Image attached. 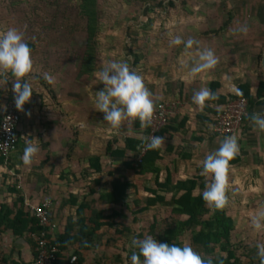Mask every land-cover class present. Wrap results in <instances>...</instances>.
Wrapping results in <instances>:
<instances>
[{
	"label": "crops",
	"instance_id": "1",
	"mask_svg": "<svg viewBox=\"0 0 264 264\" xmlns=\"http://www.w3.org/2000/svg\"><path fill=\"white\" fill-rule=\"evenodd\" d=\"M231 1L233 10L238 12L232 11L231 22L224 30H219L220 23L226 21L224 15L218 19L220 23L212 25L208 23L215 19L206 13L202 17L206 29L188 30L187 36H182L187 40H197V45L186 49L182 44L177 50V45L171 44L175 36L170 33L157 35L152 52L144 55L148 72H144V62L142 67L136 69L137 73L141 72L144 76V84L152 93L154 108L162 101L179 105L172 115L170 126L173 129L163 136L162 158L157 162L161 169V181L166 179L169 172L176 174V181L201 175V161L218 150L227 137L215 134L212 129L216 121L215 110L220 107L217 101H206L203 108L192 102L194 92L202 88L212 91L214 82L218 83L217 95L230 97L245 87L254 97L244 124L232 134L238 140L239 154L236 157L240 161L230 165L229 173L244 166L264 167V131L258 130L250 119L254 113L264 115V95L257 96L260 81H264L262 61L258 63L259 56L264 53V0ZM244 28L246 32L242 31ZM214 30L219 31L214 33ZM203 49L211 50L218 62L212 69L190 75V68L198 60V51ZM136 60L139 65L140 60ZM99 68L98 62L93 74H83L79 79L66 80L67 76L63 73L62 85H57L54 104L47 101L43 105L41 102L38 107L32 100L25 104L18 128V147L8 165L0 162V203H9L16 212L13 205L16 199L13 189L16 188L24 196L25 209H30L33 214L32 206L41 204L43 198H47L52 202L51 214L53 222L57 224L55 237L65 231L69 218H78V205L84 199L92 205L86 210L88 216L98 211L97 204L105 206L101 212L110 214L114 207L98 201L100 195L111 192L114 183L119 180L141 177L136 169L125 165L133 158L134 152L126 150V156L122 158L113 155V151L125 150L127 138L147 139L149 126H137L135 120L130 119L123 121L119 129H114L103 120V113L97 112L94 104L95 92L104 87L97 77L101 70ZM3 101L0 97V107L4 105ZM184 118L187 119L185 126L180 125ZM28 141L38 145L39 152L31 164L25 165L22 156ZM92 157H100L102 172H96L97 163L90 160ZM116 175L122 178L117 179ZM96 178L101 183L96 192L91 194L90 186ZM205 181L211 183V176L205 177ZM148 186L155 187L154 181ZM172 194H168V198ZM72 195L79 198L78 205L70 203ZM150 196V192L140 187L129 191L127 201L131 203L132 199H139L144 205ZM162 207H168L171 214L170 205L151 207L144 214L153 218ZM137 209L133 204L129 209H124L126 216L128 212L133 215L134 225L121 218L131 228L130 231L125 230L122 224L102 228L97 232L92 248L83 250L75 245L64 252L65 264H94L96 261H102L103 264H128L131 251L136 250L128 248L130 236L137 238L141 231L140 224L134 221ZM151 212L153 215H149ZM117 229L123 232L118 233ZM146 236L153 237V233L147 232ZM77 251H80L79 254ZM0 253L8 260L6 264H30L34 260L35 249L34 244L25 237H17L12 229L1 226ZM73 256L78 257L75 262L71 261Z\"/></svg>",
	"mask_w": 264,
	"mask_h": 264
},
{
	"label": "rangeland",
	"instance_id": "2",
	"mask_svg": "<svg viewBox=\"0 0 264 264\" xmlns=\"http://www.w3.org/2000/svg\"><path fill=\"white\" fill-rule=\"evenodd\" d=\"M99 8V70L110 61H127L136 72L144 62L145 73L148 64L144 55L152 52L157 35L170 33L182 38L187 36L188 30L206 29L202 22L206 13L217 20L208 24L217 25L222 15L227 21L232 11L238 12L233 10L231 0H159L157 7L129 0H99ZM226 21L220 23L221 27ZM86 26L76 0H0V32L16 28L31 48L33 71L26 79L33 89L31 100L38 107L41 102L43 105L47 101L55 103L57 85H62L63 73L66 80L83 77L80 66L85 52ZM182 39L187 40L186 37ZM180 46L182 44L177 50ZM44 73L52 75L55 83L49 84L43 78ZM138 74L144 77L141 72ZM8 79L10 81L6 84L0 80L3 100L14 97L11 81L14 78L9 75ZM170 103L175 105L176 113L179 105ZM226 195L225 208L235 221L233 243L243 262L248 264L247 255L251 249L264 243V231H257L252 224L253 217L264 212V167L244 166L231 171ZM104 209V205L97 204L96 210ZM156 215L164 222L169 216L168 207L160 208ZM123 219L134 225L130 212ZM185 244L191 245L188 238L184 240Z\"/></svg>",
	"mask_w": 264,
	"mask_h": 264
},
{
	"label": "trees",
	"instance_id": "3",
	"mask_svg": "<svg viewBox=\"0 0 264 264\" xmlns=\"http://www.w3.org/2000/svg\"><path fill=\"white\" fill-rule=\"evenodd\" d=\"M79 6L80 14L86 19V45L85 52L81 62L80 71L82 74H93L99 62V49L97 45V38L100 30V8L99 0H76ZM135 3H150L152 7H157L159 0H129ZM231 16L226 23L219 30H224L231 22ZM219 30H214L217 33ZM261 54L259 61H262ZM218 83H212V91L216 94ZM264 95V81H260L257 96ZM215 102L220 106L215 110L216 116L222 112L227 102L231 98L246 97L249 100V105L254 103V97L251 95L249 89L245 87L240 88V92L237 95L225 97L217 95ZM14 100L13 95L4 99V104L7 101ZM213 101V100H212ZM170 119L168 125L161 128L157 133V136H164L169 129L172 128ZM187 119L184 118V125ZM136 125L140 126L141 123L138 119L135 120ZM149 126V125H148ZM173 129V128H172ZM178 131V129H175ZM150 133V127L147 130ZM146 143V139L139 140L136 138L126 139L125 150H114L113 155L125 158L126 150L134 152L132 159H129L125 165L128 168L136 169L141 175L140 178L119 180L114 183L113 190L100 195L98 201L112 205L114 207L113 212L105 214L104 212L97 211L91 216L86 214V210L91 208V203L85 199L78 205L79 198L72 195L70 203L72 205H78L77 219L69 218L65 231L55 237L54 233L49 234L50 247H57V260L55 264H65L64 252L68 251L75 245H79V249H90L96 241L97 232L104 227H114L122 224L125 230H131L130 227L125 225V221L121 218L125 217V208H130L131 204L138 207L134 212V221L140 224V233L137 238L143 239L146 233H153V238L169 244H176L178 246L184 245V240L188 238L191 242V247L204 257L205 261H210V264H245L241 255L238 254V248L233 243V232L235 230L234 218L228 214L225 206L220 209H216L209 206L202 199V192L205 189L208 182L205 181V177L201 175L195 176L193 179H187L184 181H176V174L169 172L166 179L161 181V169L158 167L157 162L162 158V148L158 150H147L143 155L142 161L137 165L136 158L139 153V146ZM92 162H96V172H102V166L100 165V157H92ZM240 161L235 157L230 165L237 164ZM0 162L4 163V157L0 155ZM113 172H111L112 174ZM117 179L122 177L115 176ZM154 181L155 187H149L148 184ZM101 180L99 178L94 179L90 186L91 194L96 192L97 186H99ZM143 187L146 191L151 193L148 197L146 204L143 205L139 199H132L131 203L128 200L129 191L131 189L138 190ZM16 193V199L13 203L16 208V212L9 205V203H0V227L4 226L5 229H12L15 236L25 237L31 244L35 243L33 240V234L39 232L42 228L39 226L38 219L34 214H31L30 209H25L24 196L19 189L14 188ZM173 193L170 198L168 194ZM47 198H43L42 203L47 201ZM159 205H170L172 207L171 214L164 224L161 222L157 215L150 218L145 215L144 212L148 211L151 207ZM121 206L122 208H118ZM52 221V214L50 215ZM118 233H122V230L117 229ZM137 251V250H135ZM80 251H77L79 254ZM133 251H131L132 254ZM119 254V252H118ZM130 254V256H131ZM248 264H260V260L257 257V247L251 249L248 253ZM35 257V256H34ZM78 258V257H77ZM130 259V258H129ZM142 259V258H141ZM72 260V258H71ZM8 260L5 259L0 253V264H6ZM14 264H22L15 262ZM26 264V263H23ZM31 264V263H30ZM94 264H103L102 261H96ZM131 261L129 260V263Z\"/></svg>",
	"mask_w": 264,
	"mask_h": 264
},
{
	"label": "clouds",
	"instance_id": "4",
	"mask_svg": "<svg viewBox=\"0 0 264 264\" xmlns=\"http://www.w3.org/2000/svg\"><path fill=\"white\" fill-rule=\"evenodd\" d=\"M242 31L246 32L244 28ZM199 42L195 39L184 41L180 36L171 40L173 45L184 44L190 49ZM217 58L209 49L198 51V60L190 68V75H196L215 67ZM33 71L31 48L24 41V37L16 28H9L0 32V80L8 83L9 75L13 77L12 91L14 102L18 110L23 111L24 105L29 103L33 95L31 83L26 79ZM98 79L104 87L95 92L94 104L97 112L103 113V120L112 128L119 129L126 119H138L142 127L151 123L154 114L152 93L145 86L143 77L132 70L127 61H110L104 64L97 73ZM43 78L49 83H55V78L49 73H44ZM215 93L208 88L194 92L192 102L205 107V102L217 100ZM250 119L254 126L264 131V115L254 113ZM165 143L162 136H152L145 145L147 150H158ZM39 152L38 145L28 141L22 160L25 165L32 163ZM239 154V144L235 135L227 136L221 142L218 150L208 154L201 161V175L211 176L212 182L206 184L202 192V199L216 209L223 208L227 202L228 173L230 162ZM252 224L257 231H264V212L258 213L252 219ZM130 247L136 249L130 256L131 264H210L204 257L197 253L190 245L178 246L160 242L152 236L143 239L133 237ZM257 257L260 264H264V243H258ZM142 258V259H141Z\"/></svg>",
	"mask_w": 264,
	"mask_h": 264
},
{
	"label": "built area",
	"instance_id": "5",
	"mask_svg": "<svg viewBox=\"0 0 264 264\" xmlns=\"http://www.w3.org/2000/svg\"><path fill=\"white\" fill-rule=\"evenodd\" d=\"M175 105L162 101L154 108V114L150 127V133L146 143L139 147L136 157V164L142 161L143 155L147 152L145 145L151 137L156 135L161 128L168 125L174 113ZM249 113V100L246 97H235L229 99L225 108L216 116L213 131L218 135H232L236 133L244 124L245 118ZM22 119V112L15 106L14 100L7 101L0 107V155L4 157V163L9 164L13 152L17 149L20 135L18 128ZM52 202L45 201L39 205H33L32 211L38 219L39 232L33 234L35 243V257L31 264H55L57 260V247H50L49 234L54 233L57 224L52 221L51 215ZM76 256L72 257L75 262Z\"/></svg>",
	"mask_w": 264,
	"mask_h": 264
},
{
	"label": "water",
	"instance_id": "6",
	"mask_svg": "<svg viewBox=\"0 0 264 264\" xmlns=\"http://www.w3.org/2000/svg\"><path fill=\"white\" fill-rule=\"evenodd\" d=\"M262 65H263V68H264V53H263Z\"/></svg>",
	"mask_w": 264,
	"mask_h": 264
}]
</instances>
